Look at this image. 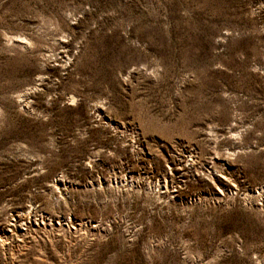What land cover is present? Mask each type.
<instances>
[{
    "label": "rangeland",
    "instance_id": "rangeland-1",
    "mask_svg": "<svg viewBox=\"0 0 264 264\" xmlns=\"http://www.w3.org/2000/svg\"><path fill=\"white\" fill-rule=\"evenodd\" d=\"M0 264H264V0H0Z\"/></svg>",
    "mask_w": 264,
    "mask_h": 264
}]
</instances>
